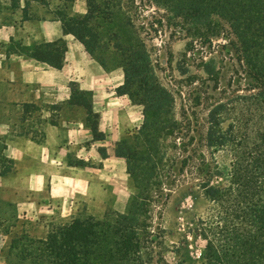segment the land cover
Returning a JSON list of instances; mask_svg holds the SVG:
<instances>
[{"label":"trees","instance_id":"16d2710c","mask_svg":"<svg viewBox=\"0 0 264 264\" xmlns=\"http://www.w3.org/2000/svg\"><path fill=\"white\" fill-rule=\"evenodd\" d=\"M163 1L174 18L180 19L177 24L193 25L186 29L190 33L188 50L195 37L205 41L223 35L238 60H246L245 73L249 81L247 94L241 97L243 102L249 103L248 121L254 118L255 122L257 118L256 125H260L254 135L243 133L237 118L223 127L234 109L231 107L235 99L229 92L214 97L210 104L207 102L204 125L198 133L201 144L208 153L228 148L232 160L224 166L214 161L206 169L207 154L199 152L202 166L195 167V174L199 175V185L217 211L215 219L200 220L199 232L205 241L202 264H264V0ZM1 3L2 0L0 8ZM87 4L84 15L62 17L64 29L105 69L121 67L124 81L116 92L126 94L132 103L142 107L140 126L115 142L114 154L124 159L129 184L142 192L144 185L145 196L130 194L123 212L109 209L100 218L87 213L84 205L83 213H72L58 224L52 222L45 236L29 238V248L11 243L9 252L15 249V255L25 264H152L148 252L142 253L154 243L147 220V200L170 177L178 150L187 151L192 137H188L190 123L175 116L174 97L157 80L144 47L136 46L131 40L122 45L117 35L116 48L120 49V57L123 56L121 62L108 67L95 55L89 41L93 36L90 22L98 17L99 7L93 0H87ZM21 50L29 57L61 68L66 44L59 39ZM203 63L217 88V73L210 63ZM70 87V100L83 107L85 122L94 138L99 137L98 114L92 110L91 93L73 84ZM204 98L209 101L210 96ZM101 154L106 155L103 148ZM192 158L190 154L182 156V170L185 162ZM216 177L221 178L223 184H213Z\"/></svg>","mask_w":264,"mask_h":264},{"label":"crops","instance_id":"0c3cea01","mask_svg":"<svg viewBox=\"0 0 264 264\" xmlns=\"http://www.w3.org/2000/svg\"><path fill=\"white\" fill-rule=\"evenodd\" d=\"M87 10V0H2V222L9 218L35 222L68 219L74 213V204L90 201L95 191L99 195L95 201L105 202L107 186L114 200L125 194V161L115 156L114 145L140 126L142 107L116 92L124 81L121 67L105 69L74 35L65 31L62 17L84 15ZM59 39L66 44L61 68L21 50ZM72 84L91 93V107L98 114L97 138L85 122L83 107L70 100Z\"/></svg>","mask_w":264,"mask_h":264},{"label":"rangeland","instance_id":"374dc122","mask_svg":"<svg viewBox=\"0 0 264 264\" xmlns=\"http://www.w3.org/2000/svg\"><path fill=\"white\" fill-rule=\"evenodd\" d=\"M93 2L99 7V12L96 13L98 17L90 22L93 36L89 41L95 55L108 67H113L123 58L119 55L120 49L116 48L117 39L120 37L122 45L126 40H131L136 46L144 47L149 54L151 69L157 80L174 97L175 116L190 123L188 137H192L188 141L187 151L182 153L178 150L170 169V177L164 180L162 187L153 192L147 200V220L151 225L150 238L154 243L142 253L148 252L152 264H202L205 241L199 232L200 220H212L217 211L199 185V175L195 174V167L202 166L199 152L202 150L207 154V163L204 165H207L206 169L214 161L220 166L229 165L232 155L226 147L208 153L202 146L198 133L204 125L210 102L214 97L221 96L224 91L229 92V96L235 101L231 107V110L234 107L233 112L226 117L223 127H227L232 119L237 118L241 122L243 133L254 135L257 132L260 125L256 124L259 119L255 118V122L254 118L253 122L248 121L249 103L243 102L241 97L247 94L249 81V76L245 73L246 60L244 63L238 60L237 53L223 35L212 36L205 41L195 37L192 47L188 50L190 33L186 29L193 25L177 24L180 19L174 18L163 0ZM192 31L193 29L190 32ZM203 62L210 63L217 73V88H214L215 82L209 79ZM208 95L210 99L206 101L204 96ZM184 154H190L193 158L185 162L182 170L181 158ZM212 183L223 184V180L216 177ZM124 189L125 194L114 200V194L107 186L105 202L95 201L99 196L95 191L90 194V201L78 200L74 204V213H83L82 207L85 205L87 213L100 218L109 209L123 212L130 194L145 196L144 185L142 192L139 187L130 185L129 180ZM115 191L118 193L117 188ZM60 221L61 218H45L37 222L13 218L0 221V230L6 234H0V263L25 264V261L19 260L18 255H15V249L9 252V245L17 243L19 247L29 248V238L45 236L52 222L58 224ZM21 237L22 241H19Z\"/></svg>","mask_w":264,"mask_h":264}]
</instances>
